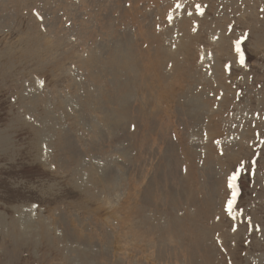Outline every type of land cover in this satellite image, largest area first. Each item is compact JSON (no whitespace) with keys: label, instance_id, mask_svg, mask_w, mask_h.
<instances>
[{"label":"rangeland","instance_id":"374dc122","mask_svg":"<svg viewBox=\"0 0 264 264\" xmlns=\"http://www.w3.org/2000/svg\"><path fill=\"white\" fill-rule=\"evenodd\" d=\"M115 1L0 0V264H264V0Z\"/></svg>","mask_w":264,"mask_h":264},{"label":"bare ground","instance_id":"6f19581e","mask_svg":"<svg viewBox=\"0 0 264 264\" xmlns=\"http://www.w3.org/2000/svg\"><path fill=\"white\" fill-rule=\"evenodd\" d=\"M6 1H8V0H6ZM9 1H10V0H9ZM44 1H45V0H44ZM121 1H122V0H121ZM121 1H119V2H121ZM127 1H128V0H127ZM146 1H147V0H146ZM149 1H150V0H149ZM161 1H163V0H161ZM164 1L166 2L167 0H164ZM40 2H41V1H40ZM153 2H155V1L153 0ZM44 3H45V2H44ZM44 3H43V4H44ZM125 3H127V2H125ZM134 3H136V2H134ZM143 3H144V2H143ZM143 3H142V4H143ZM155 3H156V2H155ZM159 3H160V2H159ZM159 3H158V5H161V4H159ZM18 4H19V3H17V5H18ZM117 4H118V2L115 1V0H113V4H111V6L114 7V8H115V6H117V9H119V8L121 9L122 4H121L120 6H118L119 4H118V5H117ZM132 4H133V3H132ZM146 4H147V2L144 4V6H145ZM164 4H165V3H164ZM133 5H134V6H138V5H135V4H133ZM140 5H141V4H140ZM147 5H149V4H147ZM162 5H163V3H162ZM166 5H167V4H166ZM44 6H46V5H44ZM44 6H43V7H44ZM134 6H133V8H134ZM144 6H142V8H144ZM150 6H151V3H150ZM150 6H149V8H150ZM153 6H154V5H153ZM156 6H157V4H156ZM163 6H164V5H163ZM17 7H18V6H17ZM146 8H147V6H146ZM136 9H137V8H136ZM136 9H135V10H136ZM139 9H140V8H139V6H138V10H139ZM158 9H160V8H158ZM158 9H157V10H158ZM197 9H198V8H197ZM141 10H143V9H141ZM141 10H139V11H141ZM155 10H156V8H155ZM157 10H156V11H157ZM165 10H166V9H165ZM121 11H122V10H121ZM153 11H154V10H153ZM122 12H123V13H122L123 15L126 13V11H125V13H124V10H123ZM143 12H144V11H143ZM144 13H145V12H144ZM156 13H157V12H156ZM127 14H128V13H127ZM129 14H130V13H129ZM142 14H143V13H142ZM130 15H131V17H132V14H130ZM134 16H135V15H134ZM183 17H184V16H183ZM119 18H121V17H119ZM124 18H125V17H124ZM127 18H128V17H127ZM127 18H125V19H127ZM132 18H133V17H132ZM179 18H181V17H179ZM117 19H118V18H117ZM117 19L115 18L116 21H119V20H117ZM130 19H131V18H130V16H129V20H130ZM135 19H136V18H135ZM135 19H134V21H135ZM163 19H164V18H163ZM177 19H178V18H177ZM115 20H113V21H115ZM122 20H123V19H122ZM179 20H180V19H179ZM184 20H185V19H184ZM123 21H124V20H123ZM125 21H126V20H125ZM130 21H131V20H130ZM130 21H128V22L130 23ZM134 21H133V22H134ZM128 22H127V23H128ZM186 22H187V21H186ZM116 23H117V22H116ZM124 23H125V22H124ZM127 23H126V24H127ZM131 23H132V22H131ZM131 23H130V24H131ZM174 23H176V21H175ZM174 23H173V24H174ZM118 24H119V23H118ZM183 24H184V23H183ZM127 25H128V24H127ZM131 25H132V24H131ZM131 25H129V26H131ZM174 25H175V24H174ZM176 25H177V24H176ZM184 25H185V24H184ZM119 26H120V25H119ZM158 26H159V25H158ZM131 27H132V26H131ZM131 27H129V28H127V29H130ZM136 27H138V26H136ZM139 27H140V26H139ZM173 27H174V26H173ZM176 27H177V26H175V29H176ZM178 27H179V25H178ZM178 27H177V28H178ZM134 28H135V27H134ZM137 29H138V28H137ZM159 29H161V28H159ZM183 29H184V28H183ZM123 30H124V29H123ZM134 30H135V29H134ZM143 30H145V29H143V27H142V31H143ZM177 30H178V29H177ZM129 31H131V30H129ZM143 32H144V31H143ZM145 32H146V31H145ZM168 32H169V31H168ZM125 33H127L128 37H129V34H128L129 32H128L127 30H126ZM140 33H142V32H140ZM140 33H139V35H140ZM146 33H147V32H146ZM146 33H144V35H145ZM157 33H159V34H156V33H154V32L151 33V34H149V36H148V37H149V41L152 42L153 44H156V49H160L161 52H160V51H157V52H160V53H162V55H166V56H167L168 53H167V52H164L165 49H166V46H167V45L165 46V45L162 44V46H165L164 48L161 47V45H160V46L157 45L158 42H160V41H162V40H163L164 42H166V41H167V40H166L167 38H165L164 35H160V32H157ZM147 34H148V33H147ZM132 35H134V34H132ZM134 36H135V35H134ZM130 37H131V34H130ZM166 37H167V36H166ZM140 38H141V37H140ZM144 38H145V37H144ZM161 38H162V40H161ZM130 39H131V38H130ZM136 39H137V38H136ZM142 39H143V38H142ZM145 39L147 40V37H146ZM169 39H170V38H168V40H169ZM126 40H127V39H126ZM137 40H138V39H137ZM146 40H145V41H146ZM171 41H172V40H170V43H171ZM179 41H180V39H179ZM127 42H129V41H127ZM133 42H134V40H133ZM137 42H138V41H137ZM150 42H146V43H150ZM176 42H177V41H176ZM122 43H123V42H122ZM142 43H143V42H142ZM152 43H150V46H152V45H151ZM172 43H173V42H172ZM179 43H180V42H179ZM179 43L177 42V44H179ZM124 44H125V43H124ZM126 44H129V43H126ZM135 44H136V43H135ZM135 44H134V45H135ZM166 44H167V43H166ZM129 45H132L131 41H130V44H129ZM133 47H134V46L132 45V48H133ZM176 47H177V46H176ZM135 48H136V47H135ZM129 49H130V48L127 46L126 49H125V51H123L124 53L121 52L122 54L120 53V54H117V55H111V56L109 57V60H108V65L111 66V67H118V68H119L118 70H120L121 72L124 71V70H125V71H126V70H127V71H128V70H129V71H130V70H133L135 64H133V63H134V62L132 61V59H133L132 57H133V56H132L131 51H130ZM141 49H142V48H141ZM135 50H136V49H135ZM146 50H148V49H146ZM167 50H168V48L166 49V51H167ZM142 51H143V49H142ZM144 51H145V50H144ZM133 52H134V51H133ZM148 52H149V51H148ZM148 52H147V53H148ZM157 52H156V53H157ZM138 53H139V52H138ZM143 53H144V52H143ZM145 53H146V52H145ZM184 53H185V52H184ZM136 54H137V50H136ZM140 54H141V53H140ZM158 54H159V53H158ZM189 54H190V53H186L185 56L187 57ZM138 55H139V54H138ZM141 55H142V54H141ZM143 55H145V54H143ZM148 55H149V54H148ZM156 56H157V54H156ZM135 57H137V56H135ZM141 57H142V56H141ZM149 57H150V56H149ZM149 57H148V58H149ZM171 57H172V56H171ZM137 58H138V57H137ZM142 58H144V57H142ZM158 58H159V56H158ZM140 59H141V58H140ZM145 59H146V58H145ZM149 59H150V58H149ZM155 59H157V58H155ZM95 60H96V59H95V56L92 55V54H89L87 58H84V59H83V63H84L83 65H85V66H89L88 64L92 63V62L95 61ZM152 60H153V59H152ZM182 60H183V59H182ZM138 61H139V58H138ZM142 61H144V59H142ZM148 61H151V59L148 60ZM136 62H137V61H136ZM140 62H141V61H140ZM153 62H154V61H153ZM95 63H96V62H95ZM142 63H143V62H142ZM146 63H148V62L146 61ZM154 63H156V61H155ZM92 64H93V63H92ZM139 64H140V63H139ZM143 64H144V63H143ZM152 64H153V63H152ZM90 65H91V64H90ZM153 65H154V64H153ZM156 65H157V64H156ZM145 66H146V65H144V67H145ZM147 67H148V64H147ZM157 67H158V66H157ZM86 68H87V67H86ZM132 68H133V69H132ZM149 68H150V67H149ZM154 68H155V67H154ZM144 69H145V68H144ZM146 69H147V68H146ZM158 69H160V68H158ZM150 70H151V68H150ZM150 70H149V72H151ZM152 70H153V69H152ZM156 70H157V69H156ZM86 71H88V70H86ZM133 71H134V70H133ZM135 71H136L137 74H138V71H137V70H135ZM142 72H143V71H142ZM145 72H146V71H145ZM154 72H155V71H154ZM118 73H119V71H118ZM132 73H133V72H132ZM143 73H144V72H143ZM152 73H153V72H152ZM128 74H131V73L128 72ZM133 74H135V72H134ZM139 74H140V73H139ZM162 74H163V73H162ZM141 75H143V74H141ZM141 75H139V77H140ZM146 75H147V73H146ZM149 75H150V73H149ZM149 75H148V77H150ZM164 76H165V75H164ZM137 77H138V76H137ZM137 77H136V78H137ZM139 77L137 78L138 80H139ZM165 77H166V76H165ZM137 79H136V84L140 82V81L137 82ZM141 79H143V77H142ZM133 80H134V79H133ZM199 80H200V79H199ZM199 80H198V81H199ZM144 81H145V80H144ZM201 82H202V81H201ZM141 83H142V82H141ZM141 83H139V84L141 85ZM197 83H198V82H197ZM139 84H138V85H139ZM199 84H200V83H199ZM134 85H135V84H134ZM140 85H139V86H140ZM136 86H137V85H136ZM137 87H138V86H137ZM141 87H142V86H141ZM141 87H140V88H141ZM126 88H127V87H126ZM122 91H124V88H123ZM126 91H127V90H126ZM141 91H142V90H141ZM124 92H125V91H124ZM121 93H122V92H121ZM136 94H137V93H136ZM138 94H139V93H138ZM123 95H125V94H123ZM138 96H139V95H138ZM138 96H137V97H138ZM144 99L147 100L146 98H144ZM144 99H143V100H144ZM180 99H181V98H180ZM142 102H143V101H142ZM144 102H145V101H144ZM178 103H179V102H178ZM138 104H139V103H138ZM138 104H137V105H138ZM181 104H183V103H179V104H177V106H181ZM146 105H147V103H145V107H144V109L146 108ZM182 106H183V105H182ZM138 108H139V105H138ZM142 108H143V107H142ZM179 108H180V107H179ZM177 112H180V111H177ZM180 113H181V112H180ZM24 219H25V218H24ZM34 219H35V218H34ZM27 220H28V219H27ZM13 221H14V220H13ZM29 224H30V223H29ZM20 225H21V222H20ZM26 226H27V225H26ZM26 226H24V229H26V228H25ZM27 228H28V227H27ZM24 229H23V230H24ZM24 232H25V230H24Z\"/></svg>","mask_w":264,"mask_h":264},{"label":"snow or ice","instance_id":"6c2138e0","mask_svg":"<svg viewBox=\"0 0 264 264\" xmlns=\"http://www.w3.org/2000/svg\"><path fill=\"white\" fill-rule=\"evenodd\" d=\"M239 42H237V51L239 52ZM241 62H243V58L241 57ZM235 175H233V176H231L230 178H229V187H233V184H232V181H234L235 180ZM233 197H235V192H233ZM232 203H233V200H229L228 201V208H229V210L231 209V206H232Z\"/></svg>","mask_w":264,"mask_h":264}]
</instances>
